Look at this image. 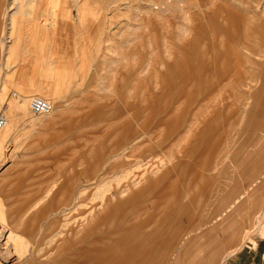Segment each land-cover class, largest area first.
Here are the masks:
<instances>
[{"label":"rangeland","instance_id":"rangeland-1","mask_svg":"<svg viewBox=\"0 0 264 264\" xmlns=\"http://www.w3.org/2000/svg\"><path fill=\"white\" fill-rule=\"evenodd\" d=\"M145 10L156 19L138 22ZM32 14L12 18V44L44 30L90 51L53 96L36 72L21 87L0 72V264H264V0H57ZM117 34L139 72H108L106 98L80 99ZM34 96L50 112L71 100L40 126Z\"/></svg>","mask_w":264,"mask_h":264},{"label":"crops","instance_id":"crops-1","mask_svg":"<svg viewBox=\"0 0 264 264\" xmlns=\"http://www.w3.org/2000/svg\"><path fill=\"white\" fill-rule=\"evenodd\" d=\"M23 1L22 5H18V2L10 0V4L16 6V9L13 10V13H11L12 9L8 6V10H11L10 14H8V19H0V72H3L2 87H5L7 84V77H10L11 82L17 87H21L24 83L23 81H29V77L33 76H29V72H36L35 78L32 77L34 78V81L32 80L31 82L37 86V89L41 91L42 94L49 96L59 94V88L55 89V86L56 84L58 87L60 86L64 72H66L69 68H78L80 63V60L78 59L82 56V54L88 53L90 49H88L89 47H87L86 44L70 45L66 42H61L59 44L52 43L51 39L47 37V32L42 30L50 29L51 26L49 24H44L43 22H37L36 26L37 29L42 30L37 33L38 40H40V42L34 43V33L30 30H24L23 39L21 41L22 43L12 44L9 39V34L11 29V20L13 17L22 22L24 27L30 26L35 22V18L32 14V9L34 7L38 6L40 3L47 4V2L57 0ZM117 19L118 18L116 17V20ZM72 35L76 36V39L79 41L78 43H81L80 40L85 33H66L65 36L68 39H73L71 38ZM118 35L119 34L115 37H110L113 42H108L106 35L104 36L102 42H100V71L94 72V80L86 86L85 91L89 95L83 96L80 99L94 100V96H98L99 100L106 98L108 72H119V68H124L125 70L128 68L131 70L137 69L136 72H139V65L137 64L138 59L133 53V55L124 54V45L127 44V41L124 44L122 42L124 38L119 37ZM133 49L135 52L136 48L132 45L131 50ZM74 57H76V59H74ZM97 63V61H93L94 65L92 66V61H89V67H91L90 72L95 70ZM82 67L79 68L81 69ZM31 68H34L35 70H30ZM44 97L47 98V96ZM70 100L71 98L64 102L63 100L58 99V101L62 103L61 108L52 112L48 116H43L40 126L44 122H55L62 114L66 113L67 110L63 108H69L68 102ZM8 126L9 124L4 130H6ZM4 130L0 133L4 132ZM1 141L2 140L0 138V143ZM246 255L247 257L242 264H248L250 261L249 254ZM233 264L236 263L234 262Z\"/></svg>","mask_w":264,"mask_h":264},{"label":"bare ground","instance_id":"bare-ground-1","mask_svg":"<svg viewBox=\"0 0 264 264\" xmlns=\"http://www.w3.org/2000/svg\"><path fill=\"white\" fill-rule=\"evenodd\" d=\"M138 19V22L140 21H144V22H148L151 21L153 19H156V15L153 14L151 11L149 10H145V11H140V14H138V17H136ZM136 19V20H137ZM130 29V28H129ZM130 32H133L132 34L136 33V35L142 36V35H147L148 32V26L146 27H138V28H133L130 30ZM138 36V39H134V43L132 42L130 45L132 47V45L136 44V42H138V40L140 39ZM136 41V42H135ZM143 42V41H142ZM150 42V41H149ZM165 52H169V47L165 46ZM155 54V53H153ZM168 55V54H167ZM16 95L13 94V97H15ZM37 102H42L44 103L48 109L46 111H41L38 112L36 111V107L39 106L37 105ZM36 105V106H35ZM5 109V108H4ZM51 111V105L47 100H44L42 98L39 97H32L29 101V112L30 114H32L33 116H48L50 115L52 112ZM8 125V119L6 118V116H4L3 114H0V132L3 131ZM6 159L0 154V171L1 173L4 174V178L8 177V174L11 171V168H9V166H7L6 168ZM5 168V169H4ZM4 169V170H3ZM3 170V171H2ZM3 178V181H6V179ZM8 181V180H7ZM202 255L206 256V253H203ZM200 260V259H199ZM201 264H204V262H202Z\"/></svg>","mask_w":264,"mask_h":264},{"label":"built area","instance_id":"built-area-1","mask_svg":"<svg viewBox=\"0 0 264 264\" xmlns=\"http://www.w3.org/2000/svg\"><path fill=\"white\" fill-rule=\"evenodd\" d=\"M37 105H39V106H37L35 109L38 112L46 111L48 109V107L44 103H42V102H37Z\"/></svg>","mask_w":264,"mask_h":264}]
</instances>
